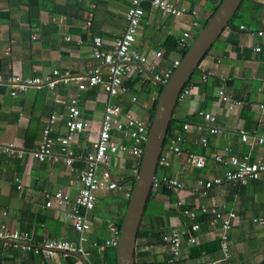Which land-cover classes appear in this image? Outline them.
<instances>
[{"label":"crops","instance_id":"0c3cea01","mask_svg":"<svg viewBox=\"0 0 264 264\" xmlns=\"http://www.w3.org/2000/svg\"><path fill=\"white\" fill-rule=\"evenodd\" d=\"M166 1L185 9V14L174 18L144 5L145 14L134 43V47L151 61L154 53L163 52L162 59L156 60L158 71L181 59L177 52L164 56L167 38H173L177 44L182 33L190 30L192 41L222 0ZM129 4L130 0H0L2 78L18 75L25 80L45 79L55 71L60 78H69L66 84L57 82L53 88L32 86L15 96L10 95L8 84L0 85V149L13 145L23 150L21 158L0 156V225L9 224L28 233L31 243L43 239L77 243L71 221L66 217L70 207H45L44 197L62 190L74 198L78 193L77 175L70 172L59 157L38 162L30 159L27 153L37 148L42 128L54 114L59 118L52 134L54 151L58 154L57 139L65 132L66 103L69 98L77 97L81 118L90 124L88 135L77 136L72 145L74 167L76 170L84 167V157L97 137L107 96L101 86L79 90L78 85L86 83L87 73L96 65L92 40H100L101 49L109 54L115 39L125 31ZM239 10L244 20L240 26L247 30L240 26L223 29L189 79V96L177 101L172 113L177 123L191 118L188 123L202 124L196 112H210L216 117L214 125L221 132L209 136L205 130L200 133L176 130L172 134L183 132L181 146L184 151L203 156L206 165L202 169L194 168L185 155L169 157L166 164H159L136 236L135 264H170L169 248L162 237L173 229L183 234L176 264L219 260L222 257L219 227L211 226L201 215L192 219L183 214L185 209L202 205H215L224 213L234 212L237 217L227 237L229 259L218 264H264V228L252 223L253 218L264 214V177L245 186L224 183L207 190L206 194L203 188L196 186L198 179H211L223 172L220 164L213 163V157L225 148L235 156L248 155L252 160L264 161V143L242 142L238 133L239 130H257L264 138V110L260 108L264 104V52L253 51L264 43V39L257 36L259 30H264V0H244ZM89 18L90 28L86 26ZM237 22L238 19L233 25ZM102 69L105 75L106 70ZM203 76H206L204 82ZM221 85L226 94L242 102L241 108L228 111L219 103L217 93ZM161 89L162 85L150 79L143 66L134 63L121 94L112 101L121 106L123 114L143 120L149 130ZM200 136L207 137V146L196 144ZM112 140L133 145L119 132L112 133ZM169 145L170 142L164 147ZM140 159L129 154L112 157L111 179L121 189H103L97 193L96 205L89 213L90 228L85 245L88 255L84 257L87 264L91 250L96 251L100 261L111 252L113 247L99 252L92 244L101 245L109 240L111 225L118 229L119 235L117 224L123 221ZM164 177L179 180L182 190L175 192L160 184ZM18 184L21 190L17 189ZM193 224L199 225L194 233L190 230ZM192 235L196 237L195 244L187 242ZM1 256L5 264H85L73 254L25 256L20 249L9 248L2 250Z\"/></svg>","mask_w":264,"mask_h":264},{"label":"built area","instance_id":"2783aa9c","mask_svg":"<svg viewBox=\"0 0 264 264\" xmlns=\"http://www.w3.org/2000/svg\"><path fill=\"white\" fill-rule=\"evenodd\" d=\"M144 5H149L152 10L174 18H179L186 12L185 9L179 8L166 0H130V4L125 13V31L119 38L115 39L110 53H105L101 49L102 43L100 40H92V57L96 61V65L87 73L86 83L79 84L78 89L85 90L86 86L93 88L101 86L106 93L107 100L97 137L92 144V149L84 157V167L80 170H76L74 167L75 155L72 145L77 136L81 135L86 137L88 135L90 124L81 118L77 97L69 98L66 103L65 132L57 139L58 154L54 151L55 141L52 134L54 133L55 125L59 118L54 114L45 122L37 148L27 153L30 159L38 162L53 161L59 157L65 166L69 168V171L77 175L78 193L74 198H71L62 190L44 195L47 200L45 207H70L69 212L66 213V217L71 221L73 231L77 236V243L49 239H43L36 244L31 243L28 233L20 232L13 226L4 223L0 225V264H5L2 260L1 251L9 248L13 250L20 249L25 256L53 257L55 254L68 256L73 253H79L86 258L88 255L85 245L88 241L87 232L90 228L89 213L96 205L97 193L103 189L110 191H119L121 189L111 179L109 170L111 159L113 156L120 154H129L140 159L148 135L145 122L133 115L123 114L121 106L114 103L112 98L121 94L124 83L134 63L143 66L150 76V79L161 85L167 82L179 64V60H174L167 67L158 71L156 60L162 59L163 52L159 51L154 53V59L151 61L149 56L143 55L134 47L140 21L145 14ZM91 22V18H89L86 23L88 28L91 27ZM195 25L196 23H194ZM240 29L247 30L245 26H240ZM257 36L264 39V30H259ZM191 38L190 30L184 31L177 39L179 49H186L190 45ZM253 51L255 53L264 52V43L254 47ZM102 68L106 70L105 75H103L104 69ZM51 76L45 79L33 78L25 80L18 75H12L5 80L0 75V85L8 84L10 87V95L15 96L18 92H25L27 88L32 86L46 85L49 88H53L57 82L66 84L69 79L67 77L60 78L56 71ZM201 79L203 82L206 81V76H203ZM189 94V86L183 88L177 97V101L184 100ZM217 97L219 103L223 104L228 111H233L242 106V102L233 99L225 93L223 85L220 86ZM260 108L264 110V104ZM196 116L203 120L206 125L184 123V132L195 130L197 133H200L205 130L209 136H215L221 132L214 125L216 117L212 113L199 110L196 112ZM113 132H119L128 137L133 142V145L127 146L115 142L112 140ZM238 133L242 142L249 143L250 145H261L264 143V138L259 135L257 130L250 132L239 130ZM183 141L184 139L181 135H175L170 145L163 147L159 157V164H166L169 157L185 155L187 162L192 167L197 169L204 168L206 159L203 156L190 151L182 152L180 145ZM207 142V137L204 136H200L196 140V144L204 147L207 146ZM1 154L21 158L23 156V150L9 145L8 147L0 149V156ZM213 163L220 164L223 167V172L211 179H198L196 181V186L203 188L205 194L207 190L221 186L224 183L245 186L250 181H257L264 177V161L262 159L252 160L248 155L235 156L231 154L228 148H225L223 152H216L213 157ZM16 181L19 182L18 179ZM160 184L175 192H180L183 188V184L176 178L164 177ZM17 189L21 190V185L18 184ZM178 205H181V203H178ZM183 214L192 219L201 215L207 218L211 226L219 227L220 240L222 242V257L216 261L198 262L197 264H218L220 261L229 259L230 253L227 245V237L233 222L237 218L234 212L224 213L215 205L210 207L202 205L197 208L185 209L183 210ZM252 223L264 228V214L253 218ZM198 229V224H193L190 228L193 233ZM110 231L111 238L109 240H106L101 245L92 244L99 252H104L108 247H116L118 229L111 225ZM182 240L183 234L178 229H173L169 234H165L162 237V241L169 248L170 264H176L178 261ZM187 242L189 244H195L196 237L194 235L190 236Z\"/></svg>","mask_w":264,"mask_h":264},{"label":"water","instance_id":"95a60500","mask_svg":"<svg viewBox=\"0 0 264 264\" xmlns=\"http://www.w3.org/2000/svg\"><path fill=\"white\" fill-rule=\"evenodd\" d=\"M243 0H222L216 12L206 25L197 33L178 66L174 69L167 83L162 85L148 130L137 174L128 201V206L120 225L115 247L116 264H135L134 250L136 236L150 190L156 181L159 157L177 97L191 78L199 63L217 40L229 20L239 9ZM85 264L87 261L79 253H73Z\"/></svg>","mask_w":264,"mask_h":264},{"label":"trees","instance_id":"16d2710c","mask_svg":"<svg viewBox=\"0 0 264 264\" xmlns=\"http://www.w3.org/2000/svg\"><path fill=\"white\" fill-rule=\"evenodd\" d=\"M244 1V0H243ZM242 1V2H243ZM240 9V7H239ZM237 10V12L234 14V16L229 20V23H228V26L231 27L232 29H238V27L244 22V20H242V16L240 14V10ZM242 10V9H241ZM238 19V22L236 23V25L234 26L233 25V22L235 20ZM242 20V21H241ZM246 23V22H245ZM227 26V27H228ZM164 49H165V52H164V56L165 57H168V55H170L171 53L173 52H177L179 55H180V58H182L184 56V54L186 53L188 47L186 49H182L180 50L179 47L177 46L175 40L173 38H167V40L165 41L164 43ZM195 73V72H194ZM193 73V74H194ZM192 77V76H191ZM189 86V80L185 83V86L183 88H186ZM191 118H186V120H183V122H180V123H177L175 120H173L171 118V121L168 125V129H167V133H166V136H165V140H164V144H163V147L168 143V142H171V139L175 136V135H182V133L184 132L183 130V124L184 123H188V121L190 120ZM203 121V120H202ZM203 125L205 124V122L203 121L202 123ZM178 128V129H177ZM176 130H179V131H183L179 134H175V135H172L174 134V131ZM177 133V132H175ZM209 135V134H208ZM205 137V136H204ZM184 139V137H183ZM183 144V142L181 143V145ZM126 145V144H125ZM180 145V149L182 150L183 153H185L186 151H184L185 149L182 148V146ZM188 151V150H187ZM191 152V151H190ZM158 168H159V164H158ZM158 168H157V172H158ZM156 172V174H157ZM120 222H122L120 220ZM120 222L117 224V227L120 228ZM91 258H87L88 260V263L89 264H116V260H115V248H112L111 252L108 253L104 256V259L100 261V256L97 255L96 251L95 250H91Z\"/></svg>","mask_w":264,"mask_h":264},{"label":"bare ground","instance_id":"6f19581e","mask_svg":"<svg viewBox=\"0 0 264 264\" xmlns=\"http://www.w3.org/2000/svg\"><path fill=\"white\" fill-rule=\"evenodd\" d=\"M168 81V80H167Z\"/></svg>","mask_w":264,"mask_h":264},{"label":"clouds","instance_id":"9594fccd","mask_svg":"<svg viewBox=\"0 0 264 264\" xmlns=\"http://www.w3.org/2000/svg\"><path fill=\"white\" fill-rule=\"evenodd\" d=\"M191 43V42H190Z\"/></svg>","mask_w":264,"mask_h":264},{"label":"rangeland","instance_id":"374dc122","mask_svg":"<svg viewBox=\"0 0 264 264\" xmlns=\"http://www.w3.org/2000/svg\"><path fill=\"white\" fill-rule=\"evenodd\" d=\"M199 33V32H198Z\"/></svg>","mask_w":264,"mask_h":264}]
</instances>
